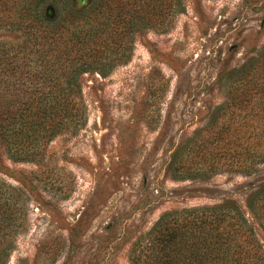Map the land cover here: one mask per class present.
<instances>
[{"label": "rangeland", "instance_id": "obj_1", "mask_svg": "<svg viewBox=\"0 0 264 264\" xmlns=\"http://www.w3.org/2000/svg\"><path fill=\"white\" fill-rule=\"evenodd\" d=\"M127 1L108 4L112 40L125 50L110 45L118 53L88 67L76 66L79 56L49 60L53 77L77 67L79 126L40 140L30 156L28 141L0 136L5 264H129L132 243L162 215L228 201L244 207L264 184V155L252 163L254 131L240 126L234 104L264 44V0ZM77 4L51 0L34 18L28 0H0V126L6 107L25 113L27 89L56 88L33 80L31 50L50 31H66ZM130 12L143 23L123 29ZM242 162L250 168H235Z\"/></svg>", "mask_w": 264, "mask_h": 264}, {"label": "trees", "instance_id": "obj_2", "mask_svg": "<svg viewBox=\"0 0 264 264\" xmlns=\"http://www.w3.org/2000/svg\"><path fill=\"white\" fill-rule=\"evenodd\" d=\"M50 1L28 0L34 18L41 17V6ZM93 1L78 0L75 8L79 13L77 20L72 21L66 31L58 29L40 37L31 50L34 57L33 70L40 74V78L34 76L33 80L46 83L47 79L56 88L27 89L30 104L26 106L25 113L18 114L17 117L14 115L15 111L6 107L8 120L4 126H0V130H3L0 136L9 140L28 141L25 154L29 156L34 154L40 140L50 141L64 130L79 126L84 109L77 67H88L92 59L102 58L110 51V45H113V49H124L120 37L116 42L112 40L109 0H100L96 11H93ZM125 5L130 10L132 4L127 1ZM116 11L117 23L121 24V9ZM130 14L123 29L132 24L143 23L138 12ZM112 53L118 52H109ZM51 56L58 57L59 61L65 60L64 57L70 60L71 57L73 59L79 56L81 61L71 72L53 77L54 67L48 64ZM77 60L79 61L78 58ZM86 60L90 63L86 64ZM251 61L253 74L249 81L243 79L241 88L234 95V104L239 107L240 126L254 131L255 144L250 146L253 153L249 155L256 158V161H252L256 165L263 162L258 158L264 155V44L250 63ZM245 67L247 64L242 69ZM64 85L65 88L60 87ZM74 86L78 87L73 89ZM250 122L252 127L249 126ZM19 152L23 151H17ZM250 166L251 163L242 162L238 167L235 165V168L248 170ZM19 194L21 198L24 197L22 192L19 191ZM259 232L264 235V184L256 187L248 196L244 207L228 201L212 206L175 210L162 215L149 231L132 243L128 261L129 264H264V247L259 239ZM9 252L10 250L0 251V264L6 263Z\"/></svg>", "mask_w": 264, "mask_h": 264}, {"label": "water", "instance_id": "obj_3", "mask_svg": "<svg viewBox=\"0 0 264 264\" xmlns=\"http://www.w3.org/2000/svg\"><path fill=\"white\" fill-rule=\"evenodd\" d=\"M48 10H51L50 8Z\"/></svg>", "mask_w": 264, "mask_h": 264}]
</instances>
